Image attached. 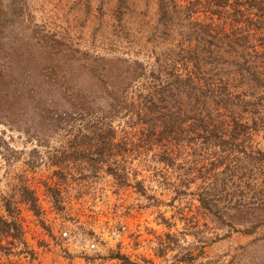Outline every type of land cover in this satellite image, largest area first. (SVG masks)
<instances>
[{
    "label": "rangeland",
    "instance_id": "rangeland-1",
    "mask_svg": "<svg viewBox=\"0 0 264 264\" xmlns=\"http://www.w3.org/2000/svg\"><path fill=\"white\" fill-rule=\"evenodd\" d=\"M0 6L13 19L4 44L14 45L12 57L20 59L7 75L35 83L44 100L69 113L57 128L39 117L31 99L0 105V264H264V222L246 232L226 216L264 189V162L249 163L241 152H264V131L251 129L217 147L198 137L190 114L181 137L162 140L141 131L133 116L139 96L159 84L174 87L169 72L181 30L173 23L161 36L158 0H0ZM118 6L129 10L120 24ZM50 41L60 45L52 62L43 58L53 54ZM30 51L37 59L26 62L21 53ZM121 58L141 62L145 74L127 93L132 107L105 119L113 131L100 136L95 117L106 118L109 109L93 73L125 70ZM39 63L57 65L58 73L50 78ZM66 73V82L92 94L94 114L71 112L61 91ZM174 90L163 99L196 105L224 139L233 136V117L252 124L241 108L238 117L224 109L210 115L201 98L197 103L184 91L176 98ZM200 199L217 207L209 210ZM256 215L264 221V212Z\"/></svg>",
    "mask_w": 264,
    "mask_h": 264
},
{
    "label": "trees",
    "instance_id": "trees-1",
    "mask_svg": "<svg viewBox=\"0 0 264 264\" xmlns=\"http://www.w3.org/2000/svg\"><path fill=\"white\" fill-rule=\"evenodd\" d=\"M1 5L3 6L2 2ZM127 11L123 6L116 8V19L119 24L126 15H129ZM157 11L159 14L157 27L161 28V36L167 37L172 31L171 25L175 23L181 30V38L174 47V65L171 66V71L173 70L174 73L167 71L171 76L174 75V87L171 82L166 86L159 84L147 95L139 96L133 116L137 118L136 123L141 126V131L147 130L149 135L161 140L164 136H173V134L174 139H178L183 134L181 122H187L191 118L188 114L193 116L192 120L195 123H199L202 134L200 133L198 137L214 140V146L217 147H227L230 145V139H236L241 133L248 134L251 129L264 131V0H158ZM12 23V15L8 17V13L0 6V76H6L5 82L0 85V105L5 106L2 110L19 103V100L31 99L39 117L44 122L55 123L58 128L69 113L60 107L57 108V104L44 100L35 83L32 85L29 80L19 78L20 75L11 71L10 75L6 73L7 70H11L15 59L20 60L12 57L14 55L11 54L10 49H15L14 45L6 47L4 44L6 33L4 30ZM130 33L126 35L130 36ZM115 34L118 37L124 34L119 25L115 28ZM54 43L50 41L51 48L48 49L49 54L53 53L50 55L53 58L43 57L44 60L51 62L55 60L57 55L55 52L59 50L60 45L55 46ZM40 44L38 40L35 45ZM21 54L26 58V62L37 59L31 56L34 55L32 51ZM99 58L103 57L96 59ZM118 60L127 64L125 70L110 69V73L108 71L106 75L93 73L97 76L100 90L106 95L109 109L106 118L100 120L99 116L95 117V124H101L98 129L100 136L102 133L113 131L110 126H104L105 119L119 116L122 110L125 109L127 112L132 107L127 93L133 83L145 74L141 62L128 58ZM39 66L40 71L50 78L58 73L56 72L58 67L53 63L51 65L39 63ZM68 75L69 73L65 76L63 74L65 84L61 86V91L72 109L71 112L86 116L94 114L92 110L95 100H92V94L82 86L75 89L74 85L66 82ZM172 89L176 90V96L174 94L176 98L181 91L187 92L197 103L201 98V107H207L210 115L214 111L220 114L221 109H224L226 113L238 117L240 115L237 113V108H241V114L249 112L252 124L233 117L229 131L233 136L224 139L209 118L202 116L201 113L196 114L195 104L193 107L188 104L185 108L178 99L172 103L163 99V96L169 94L167 91L171 93ZM133 105L135 106V103ZM147 113L153 116L150 119L146 118ZM181 115L189 117L181 120ZM130 118L133 122L132 115ZM244 151L241 152L249 163L258 165L264 162V152L256 151L248 154ZM241 159L237 157L238 163ZM231 160H228L227 168L234 164ZM257 191L258 193H251L257 197L248 195L250 200L254 198L253 202L248 201L244 205H238L233 215L226 213L229 224L237 220L248 227L246 232H252L263 224L262 219L255 221L256 214L264 212V189ZM200 201L202 204L203 202L206 204L207 201L209 210H212L213 206L217 207L215 204L211 205L210 201L213 199H200ZM248 216H251V219Z\"/></svg>",
    "mask_w": 264,
    "mask_h": 264
}]
</instances>
